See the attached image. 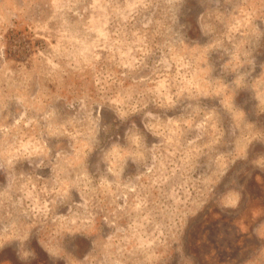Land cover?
Listing matches in <instances>:
<instances>
[{
    "label": "rangeland",
    "instance_id": "1",
    "mask_svg": "<svg viewBox=\"0 0 264 264\" xmlns=\"http://www.w3.org/2000/svg\"><path fill=\"white\" fill-rule=\"evenodd\" d=\"M0 264H264V0H0Z\"/></svg>",
    "mask_w": 264,
    "mask_h": 264
}]
</instances>
